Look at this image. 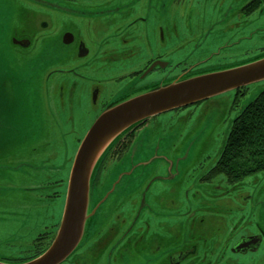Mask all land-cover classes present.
I'll list each match as a JSON object with an SVG mask.
<instances>
[{"label":"rangeland","instance_id":"rangeland-1","mask_svg":"<svg viewBox=\"0 0 264 264\" xmlns=\"http://www.w3.org/2000/svg\"><path fill=\"white\" fill-rule=\"evenodd\" d=\"M68 5L69 0H0V260L3 261L27 260L52 242L64 209L73 157L97 118L82 116L88 106L86 102L73 108L67 107L65 102L62 105L58 99H54L52 104V92L45 91L46 80L42 70L32 71L30 55L45 50L53 26L52 18L60 14L54 11H63ZM73 6L81 7L77 4ZM113 6L108 3L103 5L104 13H114ZM56 23L60 30L66 28L64 23ZM154 25L157 28L163 24ZM214 25L217 29L203 43L185 42L188 35H182L180 30L178 36L170 37L167 44L181 42L183 45L178 50L181 53L192 51L191 59L214 51L210 62H220L218 65L204 64L202 70L193 71L185 79H160L137 91H130V85L125 80L107 84L104 91L114 92L116 100L102 110L141 94L145 89L154 90L188 78L230 70L264 57V14L255 11L248 19L238 21L225 11ZM15 30L28 34L31 30L36 34L31 39L33 47L21 48V54L17 53L19 58L8 47V39ZM192 31L193 34L199 33ZM228 37L233 42L226 43ZM153 38L152 33L150 39ZM34 41L37 46H34ZM263 88L264 79L248 84L241 95L232 89L195 105L151 116L137 130L129 148L117 162L114 161L117 150L112 149L116 141L114 138L109 147L103 148L94 159L90 171L92 183L86 200V208L90 209L110 189L104 197L105 201H100V210L105 216L103 222L101 226L97 223L98 202L94 205L93 225L89 232L86 234L84 224L80 240L70 252L73 255L68 258L69 254L58 264H83L82 247L87 244L85 241L97 236L103 227L110 228L111 234L104 244L107 252L111 237L120 230L113 223L114 216L131 195L132 200L138 198L137 227L145 222V218L150 219L148 212L153 208L165 207L166 211L171 207H177L175 210L186 208L182 232L173 229L177 223L173 220H169L168 229L169 251L195 245L194 252L193 249L186 250L189 254L180 264H264V243L258 252L245 255H231L228 249L222 248L226 243L223 223L229 220L225 216L228 215V208L234 213L235 220L241 218L239 224L234 223L235 226L240 227L243 223L250 231L262 230L264 238V170L235 181H228L223 173L212 175L209 180L204 179V176L209 178L211 167L219 157L232 120ZM48 180H52V187L39 188ZM58 190L61 194L56 192ZM50 192L52 195L46 196ZM237 209H242L243 213H238ZM214 210L222 213L214 219L220 221L215 225L214 220L209 219L215 217ZM200 218L205 224L197 226ZM30 226L39 227V231L47 228V236L41 238L33 250L27 249L29 244L26 243L37 230H28ZM136 232L135 239L144 241L146 231L143 226L138 227ZM205 237L211 238L212 242L211 255L207 258L198 245ZM220 246L222 249H219ZM145 247L139 243L137 253H145ZM125 248L126 244L121 245L114 254L120 255ZM18 256H22L21 259ZM93 263L89 260L88 264Z\"/></svg>","mask_w":264,"mask_h":264},{"label":"flooded vegetation","instance_id":"flooded-vegetation-1","mask_svg":"<svg viewBox=\"0 0 264 264\" xmlns=\"http://www.w3.org/2000/svg\"><path fill=\"white\" fill-rule=\"evenodd\" d=\"M69 2L70 5L66 7L67 9L54 11L60 14L52 18L53 26L48 35V45L44 48L45 50H42L41 53L38 50L30 55L31 58L29 59L32 71L42 70L46 80L44 84L45 91L52 92V104L54 99H58L62 105L65 102L67 107L73 108L86 102L88 106L82 116H93L95 118L111 101L116 100L114 92L107 93L104 91L107 84L113 85V83L125 80L124 82L130 85V91H137L160 79H185L195 71L202 70L204 64L218 65L220 63L210 62L214 51L199 56L201 58L191 59L192 51L181 53L178 50L183 45L181 42L178 41L173 45H168L167 42L170 37H177L180 30L179 33L182 35H188L185 42L190 41L198 44L203 43L207 36L217 29V25H214V23L217 22L218 18L224 16L225 11L238 21L248 19L255 11L264 14V0H110V2L108 0H69ZM106 3L114 5V13H104L105 8L103 5ZM74 4L81 5V7H74ZM234 9L237 11L235 12ZM56 22L64 23L66 28L60 30L56 26ZM154 23L163 25L156 28ZM204 25H206V28H203ZM210 27L213 29H210ZM192 30L199 33L193 34ZM29 31L31 35L25 31H12L8 39V47L16 52L17 58H19L18 54H21V48L33 47L31 39L36 34L31 30ZM152 33L153 40L150 39ZM231 40L232 38L228 37L225 42L231 43L233 42ZM34 46H37L35 41ZM246 88L247 85L238 87L235 89L236 94H244ZM199 102L183 107L195 105ZM149 118L126 129L117 137L115 144L112 146V149L117 150L115 162L127 151L133 136L139 128L147 123ZM204 179L209 180L210 177L206 178L204 176ZM45 186L52 187V180L42 183L39 188ZM56 192L61 194L59 190ZM108 192H110V189L95 203L97 205L99 202L98 207H100L96 212L99 226H101L105 217L104 212L100 210V201H105L104 197ZM49 195H52V192L46 194V196ZM127 198L129 201L126 200V204L124 202L122 209L116 212L113 219L114 225H118L120 229L118 234L111 237L112 240L116 239L109 241L107 252L104 244L106 237L111 236L110 228L103 227L97 236L87 239L85 241L87 244L82 247L83 264H88L89 260H93L96 264H143L144 261H146L145 264H180L189 254L186 250L193 249L194 252L195 245L188 248H176L172 251H169L168 247L169 220L177 221L173 229L180 230L181 233L186 208L175 210L177 207H171L169 211L164 210L165 207H162V209L153 208L152 211L148 212L150 219L145 218V222L138 226L139 229L143 226L146 231L145 237L142 235L145 240L138 241L135 239L138 228L136 226L138 222L136 201L138 198L132 200V195ZM131 200L135 201V204ZM94 205L86 210L84 221L86 234L93 225ZM236 211L243 213L242 209ZM180 212L182 213L180 214ZM227 213L228 215L225 214V216L229 220H227V223H223L225 229L224 243H226L222 248L228 249L231 255L258 252L259 247L264 243L263 231H250V228L248 229V226L243 223L240 227H237L234 223L239 224L241 218L235 220L231 208H228ZM180 215L182 217L178 218ZM208 215L211 214L208 213ZM213 215L215 217H210V220L216 219V216H220L222 213L214 210ZM169 216L176 218H169ZM242 216L240 215V217ZM200 219L196 222L197 226L205 224L202 218ZM59 223L58 225H60ZM217 223H220V221L216 222L214 220V225ZM32 228L37 230L36 234L28 240L26 245L29 244L27 249L33 250L34 246L40 242L39 240L47 236L45 234L47 228L39 231V227L30 226L27 229ZM55 236L56 233L53 234L51 241ZM139 243L141 246H146L145 253H137L136 248ZM211 243V238L208 239V237L198 242L201 252H204L202 255L206 258L211 255ZM123 244H126V248L120 255L114 254ZM222 248L220 246L219 249ZM72 255L73 253L68 258ZM216 255L217 253H215ZM21 257L18 256V259H21Z\"/></svg>","mask_w":264,"mask_h":264},{"label":"water","instance_id":"water-1","mask_svg":"<svg viewBox=\"0 0 264 264\" xmlns=\"http://www.w3.org/2000/svg\"><path fill=\"white\" fill-rule=\"evenodd\" d=\"M263 79L264 57L230 70L144 90L141 94L106 108L91 124L73 158L62 218L53 241L33 258L15 263L0 261V264H58L75 248L84 226L94 159L125 129L160 112L190 105ZM110 135L108 143L101 148Z\"/></svg>","mask_w":264,"mask_h":264},{"label":"trees","instance_id":"trees-1","mask_svg":"<svg viewBox=\"0 0 264 264\" xmlns=\"http://www.w3.org/2000/svg\"><path fill=\"white\" fill-rule=\"evenodd\" d=\"M259 170H264V88L232 120L208 175L223 173L228 181H235Z\"/></svg>","mask_w":264,"mask_h":264},{"label":"bare ground","instance_id":"bare-ground-1","mask_svg":"<svg viewBox=\"0 0 264 264\" xmlns=\"http://www.w3.org/2000/svg\"><path fill=\"white\" fill-rule=\"evenodd\" d=\"M110 137H111V135L102 143L101 148H103L105 146V144L108 143V140Z\"/></svg>","mask_w":264,"mask_h":264}]
</instances>
